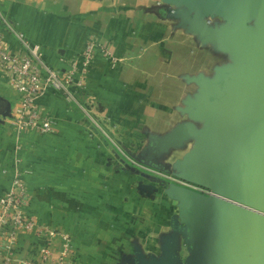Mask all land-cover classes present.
<instances>
[{"label":"crops","instance_id":"1","mask_svg":"<svg viewBox=\"0 0 264 264\" xmlns=\"http://www.w3.org/2000/svg\"><path fill=\"white\" fill-rule=\"evenodd\" d=\"M1 5L60 71L88 42L99 50L77 92L79 103L54 88L40 98L41 111L56 122L49 134L29 130L17 136L12 116L20 95L0 68V97L12 114H0V197L10 188L18 159L29 191L28 215L70 235L72 253L63 264H140L164 256L168 246L184 264L190 255L177 228H183L180 202L168 193L172 182L140 170L168 183L157 184L155 197L142 195L139 182L150 179L133 171L123 153L144 158L156 152L150 159L156 167L144 164L171 175L204 163L214 145L201 134L210 119L196 115L207 98L202 83L241 85L245 72L264 69V57L227 48L194 28L195 13L187 6L162 0H1ZM206 21L211 28L262 36L259 17L238 26L220 16ZM2 31L17 49L13 35ZM242 135L240 130L234 147ZM221 222L217 214L215 224ZM41 241L24 232L14 250L16 264H43L37 254ZM214 245L223 243L217 239ZM63 247L61 240L54 242L55 259ZM6 255L3 247L0 264Z\"/></svg>","mask_w":264,"mask_h":264},{"label":"water","instance_id":"2","mask_svg":"<svg viewBox=\"0 0 264 264\" xmlns=\"http://www.w3.org/2000/svg\"><path fill=\"white\" fill-rule=\"evenodd\" d=\"M162 1L187 6L190 12L195 13L194 28L222 40L227 48L252 58L264 57V0ZM214 16L223 17L235 26L259 17L262 36L254 32L211 28L206 18ZM244 77L241 85L235 81L232 87L225 86L224 81L202 83L207 98L200 103V112L196 115L210 119L209 127L201 134L214 147L208 151L204 163H194L174 174L211 189L212 195L175 183L168 185L166 181L136 168L133 170L150 179V182H139L138 189L142 195L155 197L160 183L168 185V193L180 202L183 228L178 225L177 228L183 234L190 253L184 264H200L205 243L211 239L212 225L218 232L216 241L223 243L221 248L226 264H264V69L257 73L245 72ZM209 103L212 109L208 107ZM0 114L12 116L10 105L1 97ZM240 130L243 132L241 142L234 147L233 139ZM156 156V152H149L144 158L133 157L154 166L150 159ZM243 209L246 217L240 215ZM217 214L222 220L219 225L215 224ZM209 232L210 235L207 234ZM173 241L175 239L171 237L169 242ZM164 251V256L142 259L140 264H181L174 254L175 248L168 246Z\"/></svg>","mask_w":264,"mask_h":264},{"label":"built area","instance_id":"3","mask_svg":"<svg viewBox=\"0 0 264 264\" xmlns=\"http://www.w3.org/2000/svg\"><path fill=\"white\" fill-rule=\"evenodd\" d=\"M1 27L17 40L19 45L17 49L11 48ZM98 50V44L90 41L81 54L69 61V67L65 71L56 69L46 61L42 45L33 41L27 32L19 29L5 16L0 0V68L8 77L10 86L20 95V103L12 116V125L17 136L29 130L41 134L54 132L56 122L41 111L38 105L40 98L48 89L54 88L63 92L69 101L79 103L77 92L85 87V79ZM101 51L113 62L118 61L111 50L101 48ZM123 156L141 171L194 191L207 192L204 187L195 183L147 166L125 153ZM18 162L19 160L16 159L17 164L12 171L10 188L0 197V252L3 247L7 250L4 264H16L14 250L24 232L43 239L37 248V254L43 264H63L72 253L70 235L42 225L28 215L26 205L29 191ZM57 240H61L64 247L59 257L55 259L52 247ZM20 264L32 263L25 261Z\"/></svg>","mask_w":264,"mask_h":264},{"label":"rangeland","instance_id":"4","mask_svg":"<svg viewBox=\"0 0 264 264\" xmlns=\"http://www.w3.org/2000/svg\"><path fill=\"white\" fill-rule=\"evenodd\" d=\"M123 157L126 161H128L125 156H123ZM205 189L207 190V192L204 193L205 195H208V196L212 195L211 189H208V188H205ZM212 229H213L212 230L213 232H211V239L209 238L207 240V242L205 243L206 244L205 252L202 256L200 264H226L225 257L223 255V251L221 249V246L219 247V246L214 245V243H216V238L219 237L218 232L216 231V229L213 225H212ZM207 234L210 235V232ZM189 255H190V253H189Z\"/></svg>","mask_w":264,"mask_h":264},{"label":"bare ground","instance_id":"5","mask_svg":"<svg viewBox=\"0 0 264 264\" xmlns=\"http://www.w3.org/2000/svg\"><path fill=\"white\" fill-rule=\"evenodd\" d=\"M252 117V116H251ZM250 117V118H251ZM240 215L242 216V217H246V212H245V210L243 209V210H241V212H240Z\"/></svg>","mask_w":264,"mask_h":264}]
</instances>
